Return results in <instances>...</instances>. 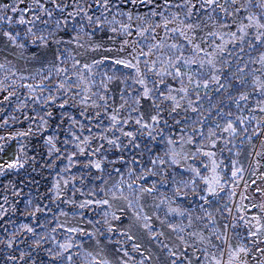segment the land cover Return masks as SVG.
<instances>
[{"label": "snow or ice", "instance_id": "obj_1", "mask_svg": "<svg viewBox=\"0 0 264 264\" xmlns=\"http://www.w3.org/2000/svg\"><path fill=\"white\" fill-rule=\"evenodd\" d=\"M0 264H264V0H0Z\"/></svg>", "mask_w": 264, "mask_h": 264}]
</instances>
